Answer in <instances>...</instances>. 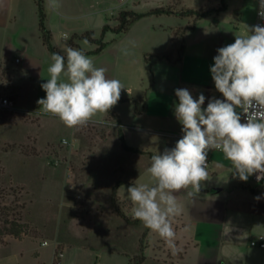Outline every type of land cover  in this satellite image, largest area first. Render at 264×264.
Masks as SVG:
<instances>
[{
    "label": "crops",
    "instance_id": "1",
    "mask_svg": "<svg viewBox=\"0 0 264 264\" xmlns=\"http://www.w3.org/2000/svg\"><path fill=\"white\" fill-rule=\"evenodd\" d=\"M57 3L59 8L53 11L48 6L49 0H44L47 27L52 33L53 46L61 55H66L65 49L70 47L73 35L89 31L98 39L105 25L115 27L122 10L142 13L167 6L212 10L202 18L151 15L133 23L123 34L108 31L104 35L106 47L99 54L86 55L97 67H105L109 78L118 79L124 85L121 100L112 107L120 124L108 119L107 113H98L86 125L68 128L38 104V100L46 96L41 85L50 78L47 69L53 61L42 39L37 1L0 0V95H11L18 109L9 118L15 120L0 122L21 131L19 136L0 139L1 142L21 144L28 140L40 150L60 141L61 135L42 142L39 131L61 128L60 132L64 136L72 135V139L81 127L109 128L113 148L118 156L124 157V161L118 159L111 165L115 169L109 183L110 203L112 189L122 181L117 189L120 205L131 209L133 205L127 188L131 184L145 183L144 175L151 165V157L174 148L183 136L182 125L174 115L175 104L179 102L175 90L187 89L194 99L203 94L206 98L203 108L210 99H224L211 76L213 58L218 54L217 49L234 43L236 35L246 34V25H255L258 0H57ZM182 30L184 50L180 60L175 52H172V61L150 56L171 52L174 36L178 33L181 37ZM74 44L73 48L86 53L97 48L94 43L77 38ZM60 79L66 81L67 77L62 74ZM136 102L142 106L140 114L135 111ZM25 111L33 114L28 116ZM0 119L5 118L0 116ZM34 127L37 130L29 131ZM119 129L129 146L145 153L125 151L116 136ZM166 133L174 136H165ZM121 166L122 171L119 170ZM231 170V162L223 153L213 150L207 167L208 179L201 182L199 192L189 187L175 193L182 212L172 220L179 225L175 239L182 255L162 261L170 264H264V249L249 244L257 235H264V193L259 195L252 190L248 193L247 183L234 176ZM129 171L133 172L131 178L125 176ZM254 184L264 185L255 181ZM258 196L263 199L256 200ZM96 200L98 196H92L91 203L100 205ZM109 206L106 208L110 209ZM124 213L133 218L127 210ZM140 225H143L141 221ZM148 236L159 237L151 230ZM14 241L31 243L29 240ZM54 248L37 245L33 251L41 256L48 250L52 255ZM65 256L63 253L62 264H66Z\"/></svg>",
    "mask_w": 264,
    "mask_h": 264
},
{
    "label": "clouds",
    "instance_id": "2",
    "mask_svg": "<svg viewBox=\"0 0 264 264\" xmlns=\"http://www.w3.org/2000/svg\"><path fill=\"white\" fill-rule=\"evenodd\" d=\"M264 19V0H258ZM48 6L56 11L57 0ZM52 53L49 79L41 85L46 96L38 100L45 113L57 116L66 127L86 125L98 113H108L120 99L124 85L107 76L82 50ZM210 68L216 90L224 99H194L187 89H176L174 115L183 136L175 147L151 157L147 172L154 185L131 184L127 188L133 218L156 232L175 251L172 218L182 212L175 193L193 188L199 192L208 179L207 155L219 150L231 162L234 176L247 181L256 175L264 180V26L246 25V34L217 49ZM66 81L60 79L61 75ZM239 109V111H237ZM242 116L245 122L242 121ZM259 200L260 197H255Z\"/></svg>",
    "mask_w": 264,
    "mask_h": 264
},
{
    "label": "rangeland",
    "instance_id": "3",
    "mask_svg": "<svg viewBox=\"0 0 264 264\" xmlns=\"http://www.w3.org/2000/svg\"><path fill=\"white\" fill-rule=\"evenodd\" d=\"M14 113H1L5 119L0 120L10 123L15 120L9 119ZM24 113L29 116L28 111ZM88 128H79L77 139L64 136L61 128L39 131L42 142L61 135L60 141L40 150L28 140L21 144L0 140V208L10 207V214L18 213L27 226L21 239L7 237L0 244V264H62L63 256L55 258L57 253L66 254V264H131L130 258L140 253V240L148 228L128 224L110 203L109 183L115 169L111 165L124 157L113 148L109 128ZM20 134L18 128L0 122V139ZM125 176L131 178L133 172ZM144 176L146 184L155 181L147 171ZM245 183L248 193H264V185L254 184L252 176ZM92 196H98L96 201L101 204L91 203ZM126 208L120 205L133 216V206ZM172 226L176 233L178 223L172 220ZM174 244L175 251L160 236H148L145 264L180 257L182 250L176 239ZM37 245L54 246L53 254L46 250L35 255Z\"/></svg>",
    "mask_w": 264,
    "mask_h": 264
},
{
    "label": "trees",
    "instance_id": "4",
    "mask_svg": "<svg viewBox=\"0 0 264 264\" xmlns=\"http://www.w3.org/2000/svg\"><path fill=\"white\" fill-rule=\"evenodd\" d=\"M39 9V27L42 34V39L44 44L47 46L51 53H59L57 49L53 46L52 40V33L47 27V13L45 10L44 0H36ZM212 10H194V9H186V8H178L174 6H167V7H160L148 10L146 12L138 13L132 10H122L119 12L117 16L118 24L115 27H111L110 25H105L103 27L102 33L98 39L94 38L93 32H85L82 34H75L71 37L69 41L70 47H75L74 39L86 40L90 43H94L96 45V49L89 53L84 52L85 54H99L107 45L104 42V35L108 31H112L117 34H123L128 31L133 23L136 21L151 15L161 16V15H176L179 17H195V18H202L207 16ZM183 30L181 37L178 33L174 36V48L171 52L157 54V55H150L157 59H167L172 61V52L176 53L177 59L180 60L183 50H184V40H183ZM60 54V53H59ZM149 55H146V59H148ZM121 100V99H119ZM135 111L137 114L142 112V106L139 102H136ZM107 118L117 121L120 124L119 117L114 113L113 108H111L107 113ZM118 138L121 142V147L128 152L133 153H145L139 149L133 148L129 146L126 141L124 134L119 129ZM123 184L122 181L116 183L114 188L112 189L111 193V202L113 205L114 210L117 214L122 217L128 224L136 225L140 221L134 218H130L120 209V201L117 193L118 187ZM27 226L22 222L21 217L18 213L10 214V207H3L0 208V244L5 243V239L7 237L14 238V239H21L22 236L26 233ZM149 229L143 233L141 240H140V253L130 258L131 264H145L147 261V256L145 254L146 251V239L148 236ZM153 264H170L167 261H156Z\"/></svg>",
    "mask_w": 264,
    "mask_h": 264
},
{
    "label": "built area",
    "instance_id": "5",
    "mask_svg": "<svg viewBox=\"0 0 264 264\" xmlns=\"http://www.w3.org/2000/svg\"><path fill=\"white\" fill-rule=\"evenodd\" d=\"M259 12V3H258V7H257V11H256V19H255V25H262L264 26V19H261V17L258 15ZM18 61V59H17ZM17 111L16 106L14 105L13 101L11 100V95L9 94H3L0 95V113H4V114H11ZM29 115H32L33 112L32 111H28ZM241 122H245L243 116H242V121ZM165 136H174V135H170L168 133L164 134ZM177 136V135H175ZM65 143H67V140H64ZM213 150H209L208 155H207V167L209 166L210 163V157H211V153ZM55 165L59 164L58 160L54 161ZM253 180L256 183H264V180H261L260 182H257L256 179V175H253ZM250 246L253 248H258V249H264V235H257L256 237H254L251 241H250ZM63 256L62 253H57L55 258H61Z\"/></svg>",
    "mask_w": 264,
    "mask_h": 264
},
{
    "label": "water",
    "instance_id": "6",
    "mask_svg": "<svg viewBox=\"0 0 264 264\" xmlns=\"http://www.w3.org/2000/svg\"><path fill=\"white\" fill-rule=\"evenodd\" d=\"M215 190H218V189H215Z\"/></svg>",
    "mask_w": 264,
    "mask_h": 264
}]
</instances>
